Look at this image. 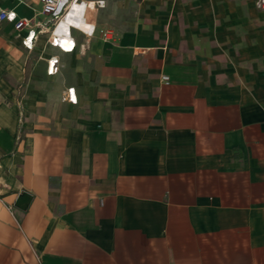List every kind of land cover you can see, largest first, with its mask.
<instances>
[{
  "label": "crops",
  "instance_id": "obj_1",
  "mask_svg": "<svg viewBox=\"0 0 264 264\" xmlns=\"http://www.w3.org/2000/svg\"><path fill=\"white\" fill-rule=\"evenodd\" d=\"M98 12L71 53L0 21V264H264V8L139 0L109 41Z\"/></svg>",
  "mask_w": 264,
  "mask_h": 264
},
{
  "label": "built area",
  "instance_id": "obj_2",
  "mask_svg": "<svg viewBox=\"0 0 264 264\" xmlns=\"http://www.w3.org/2000/svg\"><path fill=\"white\" fill-rule=\"evenodd\" d=\"M37 4L41 5L40 16L43 19H32V18H20L15 10H0V21L7 20L13 22L15 29L20 31L25 28L28 29L27 35L23 39V44L28 50H33L35 46V41L39 35H48V43L50 46L57 48L63 53L74 52L78 47V42L74 36L73 31L78 30L88 37L93 36L97 31L96 24L93 23V30L91 33H87L82 29L70 25L68 31H63L61 33L57 32V28L62 20L74 9L77 4H84L85 11L84 17L89 19V12L104 9L107 5L106 0H93L94 8L92 10L90 0H32ZM255 4L259 8H264V0H255ZM107 32L105 34L106 39H112L113 35ZM84 45L82 44V47ZM60 59L57 56H51L47 60V74L54 75L59 72ZM163 79L168 82L169 77L164 76ZM63 99L71 102L72 104H77V99L75 96V88H68L63 96Z\"/></svg>",
  "mask_w": 264,
  "mask_h": 264
},
{
  "label": "rangeland",
  "instance_id": "obj_3",
  "mask_svg": "<svg viewBox=\"0 0 264 264\" xmlns=\"http://www.w3.org/2000/svg\"><path fill=\"white\" fill-rule=\"evenodd\" d=\"M139 0H107V5L104 9H100L98 12V32L104 39H106L105 34L113 35L111 40H115L116 31L120 28H123L127 22L134 20V17L137 15L135 13L136 3ZM255 3V0H253ZM256 5V4H255ZM23 11H27L25 7H21ZM93 10V9H92ZM96 11H90L91 16H95ZM75 26H78L77 24ZM60 31H68V27L62 26ZM91 31V29H90ZM77 33L76 30H74ZM110 40V39H106Z\"/></svg>",
  "mask_w": 264,
  "mask_h": 264
},
{
  "label": "bare ground",
  "instance_id": "obj_4",
  "mask_svg": "<svg viewBox=\"0 0 264 264\" xmlns=\"http://www.w3.org/2000/svg\"><path fill=\"white\" fill-rule=\"evenodd\" d=\"M84 11H85V5L84 4L75 5L74 9L59 24V26L57 28V32L58 33L62 32V31H60L62 26L68 27V30H69L70 25L75 26L77 24L78 26H76V27L82 29L83 31H85L87 33H91L94 26H92V25L87 26V21H86V18L84 17ZM87 29H91V31L88 32Z\"/></svg>",
  "mask_w": 264,
  "mask_h": 264
},
{
  "label": "water",
  "instance_id": "obj_5",
  "mask_svg": "<svg viewBox=\"0 0 264 264\" xmlns=\"http://www.w3.org/2000/svg\"><path fill=\"white\" fill-rule=\"evenodd\" d=\"M32 199L33 196L31 194L26 191H22L16 200L15 206L22 210H27L29 205L31 204Z\"/></svg>",
  "mask_w": 264,
  "mask_h": 264
}]
</instances>
